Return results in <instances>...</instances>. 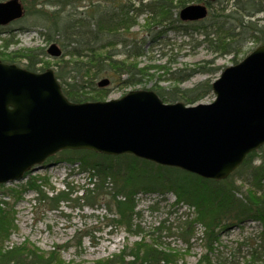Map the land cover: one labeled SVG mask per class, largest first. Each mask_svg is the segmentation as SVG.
I'll use <instances>...</instances> for the list:
<instances>
[{"label": "trees", "instance_id": "16d2710c", "mask_svg": "<svg viewBox=\"0 0 264 264\" xmlns=\"http://www.w3.org/2000/svg\"><path fill=\"white\" fill-rule=\"evenodd\" d=\"M67 1L69 3L64 4L62 0H57L56 19L53 18L55 20L52 26H56V37L62 42V47H68V54L75 58L74 61L67 62L69 68L67 64L61 65L54 75L68 101L85 103L107 100V89L98 87V82L104 78L111 83L118 82L119 86L125 88L140 85L139 82L146 79L147 70L138 69L132 63V60L143 54V43L136 44L137 39L132 36L134 32L131 31L135 27L140 26V30L146 32L149 42L153 43L166 35V29L182 32L179 25L183 22L178 18L181 9L193 2L203 3L207 9H211V2L215 0H88L86 5H76L75 0ZM80 1L82 0H78L79 3ZM216 1L219 2L218 9L221 12H208V25H205L208 27L203 28L205 38L210 39V33L215 36L214 53H238L237 44L244 35L252 38L255 47L264 44V17L261 19L262 24L252 19L256 14L264 13L261 0H230L234 9L227 13L224 12L227 8L221 5L229 0ZM26 9L28 12L27 7ZM34 14L40 16L41 10H34ZM141 17L142 25L139 23ZM8 43L6 39L2 41L0 62L17 64L20 59H26L24 68L36 71L35 65L40 62L34 59L32 51L7 52ZM105 43L106 48L109 43L112 46L109 48L124 58L113 60L109 56L110 50H105L103 46ZM118 45L123 49L117 50ZM236 63L234 60V64ZM218 71L220 68H213L205 73L215 74ZM194 73L195 71L181 75V79L185 81ZM122 75L126 78L122 79ZM175 75L178 74L170 76L175 78ZM150 91L156 93L164 103L182 102L194 105L210 93L211 83L210 80H205L189 90L174 87L169 91ZM57 156L59 160L77 164L80 171L87 173L88 183L81 186L80 190L67 185L63 190L54 192L47 176L29 177L28 172L24 176L25 181L18 186L1 185L0 264H73L61 258L60 248L80 247L82 239L90 235L89 232H76L64 246L56 247L48 253L27 242L7 246L6 241L15 230L16 211L14 204L3 198L18 202L26 192L33 193L34 201L51 210H57L61 203L69 202H81V207L90 209L100 206L106 211V226L121 227L126 233L133 235L142 233L136 223L140 217L136 210V197L141 193H155L162 197L173 194L175 200L172 207L184 205L188 208V212L184 214L185 219L176 228L177 235L187 243L194 238L197 227L201 228L200 239L204 253L196 264H226L225 260L218 257L221 232L231 227L241 228L246 222L264 225V146L249 153L243 163L224 180L204 179L178 168L160 166L128 154L107 156L87 150H65ZM74 193L80 195L71 198ZM163 231L171 233L170 228L161 222L148 234V238L153 236L149 243L143 238L130 247L124 245L118 253L92 264H171L177 253L160 248V234ZM92 239L91 244L95 245ZM259 239L264 245L263 230L259 233ZM242 245L249 247V257L245 264H255L262 259L261 256L264 257L262 244L239 246Z\"/></svg>", "mask_w": 264, "mask_h": 264}, {"label": "water", "instance_id": "95a60500", "mask_svg": "<svg viewBox=\"0 0 264 264\" xmlns=\"http://www.w3.org/2000/svg\"><path fill=\"white\" fill-rule=\"evenodd\" d=\"M207 15L203 5L179 12L182 21ZM21 16L17 0L0 3V26ZM59 58L55 44L47 49ZM108 79L98 82L104 88ZM209 104L164 103L132 90L119 99L73 103L51 69L31 72L0 62V185L19 181L64 150L132 155L204 179L224 180L264 146V44L211 83Z\"/></svg>", "mask_w": 264, "mask_h": 264}, {"label": "rangeland", "instance_id": "374dc122", "mask_svg": "<svg viewBox=\"0 0 264 264\" xmlns=\"http://www.w3.org/2000/svg\"><path fill=\"white\" fill-rule=\"evenodd\" d=\"M7 1L9 0H0V3ZM17 1L21 7V16L7 25L0 26V46L2 41L6 39L9 41L7 52L32 51L34 59L40 62L35 65L37 72L46 69L56 72L61 65L64 66L66 64L69 68L70 65L67 62L74 61L75 57H71V54H68V47H65V49L62 47V42L56 37V26H52L53 21L56 19L57 0ZM87 1L82 0L79 3L78 0H75V3L76 5H86ZM261 1L264 4V0ZM62 2L64 4L69 3L67 0H62ZM194 3L191 4L196 5ZM202 4L200 3L199 5ZM218 4L219 2L216 0L212 1L211 9H207V6L203 5L207 9L206 17L196 21L183 22L182 25H179V28H182V32L166 29V35L153 43L149 42L146 32L140 30V26L135 27L131 31L134 32L132 36L137 39L136 44L143 43V54L132 60V63L136 64L138 69L145 68L147 70L146 79L139 82L140 85L127 88L119 86L118 82H110L109 85L104 87L108 91L107 99H119L129 91L141 89L169 91L177 87L180 90H189L205 80H210V83H212L218 78L222 70L234 65V60L237 63L242 61L256 46L249 35H244L240 43L237 44L238 53L232 52L229 54L214 53L213 42L215 36L211 35V33L209 35L210 39L204 36L205 29L203 28L208 25V12H213L214 14L221 12L218 9ZM221 7L227 8L224 11L225 13L234 9L233 2L230 0L225 1ZM36 9L41 10L40 16L34 14ZM68 9L69 7L66 10ZM263 17L264 13H259L252 19L258 20L259 24H262L261 19ZM139 23L142 25L143 17L139 19ZM47 24L49 27H47ZM143 40L145 41L142 42ZM51 44H57L61 50L62 55L59 58L47 55V49ZM106 44L103 46L105 50H110L109 56L113 60H122L124 58L123 55H116L115 51L109 48L112 47L109 43L106 48ZM116 49L122 50L123 48L118 45ZM41 60L43 61L42 63ZM46 63H48V66H46ZM26 64V59H20L16 65L24 68ZM41 66L43 69L40 70ZM156 67H159V69L157 70ZM213 68H220V71L215 74L205 73L206 70ZM193 71L195 73L188 79L185 81L181 79V75H186ZM171 74L178 75H175L174 78L170 76ZM125 78L126 76L122 75V79ZM98 81L99 79L95 83ZM213 99L214 95L210 91L198 103L209 104ZM57 155L45 160L41 166L29 174V177L47 176L50 186L55 189L54 192L63 190L67 185L76 190L81 186H85L88 183L87 173L80 171L77 164H69L66 161L57 159ZM24 181H15L3 184V186H18ZM0 191L2 190L0 189ZM76 195L79 196L80 194L77 193ZM76 195L74 193L71 198H75ZM2 196L3 194H1V198ZM33 198L34 194L31 192H26L18 202H14L10 198H3L10 204H14L16 211L14 214L15 230L8 241H6L7 246L20 245L27 242L37 247L40 251L48 253L56 249V247L64 246L76 232L80 234L89 232L90 235L82 239L80 247L68 246L60 248V254L65 262L92 264L96 260L118 253L124 245L130 247L132 243L138 242L143 238L149 243L153 236L148 238V234L159 226L161 222H164L165 227L170 228L171 233L161 232L160 248L167 252L174 251L177 253L175 261L171 264H196L204 253L201 243L202 239H200V227H197L194 238L187 243L177 235L178 230L176 228L185 219L184 214L188 212V208L184 205L172 207L175 200L173 194L162 197L155 193H141L136 197V210L140 213L136 223L142 230V233L140 232L137 235L128 234L121 227L106 226V223H108L104 219L106 211L101 209L100 206L90 209L81 207V202L79 204L69 202L61 203L59 205L60 208L57 210H51L48 206L38 204ZM261 230L264 231V225L261 226L256 222H246L241 225V228L231 227L221 232L218 257L225 260L226 264H245L249 257V247L247 245H239H263L259 239ZM91 238H93L92 241L95 245L91 244ZM261 258L255 264H264V257L261 256Z\"/></svg>", "mask_w": 264, "mask_h": 264}]
</instances>
